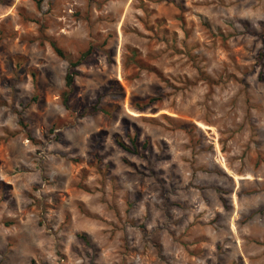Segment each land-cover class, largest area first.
<instances>
[{
  "label": "rangeland",
  "instance_id": "obj_1",
  "mask_svg": "<svg viewBox=\"0 0 264 264\" xmlns=\"http://www.w3.org/2000/svg\"><path fill=\"white\" fill-rule=\"evenodd\" d=\"M0 264H264V0H0Z\"/></svg>",
  "mask_w": 264,
  "mask_h": 264
},
{
  "label": "trees",
  "instance_id": "obj_2",
  "mask_svg": "<svg viewBox=\"0 0 264 264\" xmlns=\"http://www.w3.org/2000/svg\"><path fill=\"white\" fill-rule=\"evenodd\" d=\"M52 47L54 48V50L56 51V53L58 55H60L61 57L67 58L69 61V67H68V71L65 75V86H66V90L62 93V99L64 102V105L67 107L68 106V102H69V98L73 92L74 89V83H75V76L77 75V71L76 68L78 67V65L81 63L82 59L87 56V54H89V51L82 53V55L77 59V60H73L70 57L66 56V54L63 52V50L57 45V43L55 41H52ZM33 77H35V75L33 74ZM99 103H94L93 105H91V111L93 112H97V111H102V112H107L103 107H99L98 105ZM137 107L141 106L140 103L138 102L136 104ZM87 112V109L85 110ZM117 143L120 147H122L125 150L131 151V150H137V143L135 142V140L132 139V146L127 145L123 140L118 139ZM146 141H144L143 146L144 148L146 147ZM80 237L82 239H84L85 241H87V237L84 234H80Z\"/></svg>",
  "mask_w": 264,
  "mask_h": 264
}]
</instances>
